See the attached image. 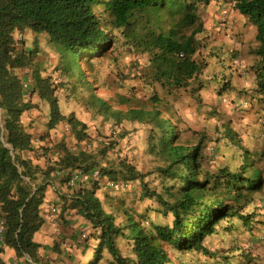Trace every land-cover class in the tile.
I'll return each instance as SVG.
<instances>
[{"label":"trees","instance_id":"trees-1","mask_svg":"<svg viewBox=\"0 0 264 264\" xmlns=\"http://www.w3.org/2000/svg\"><path fill=\"white\" fill-rule=\"evenodd\" d=\"M211 1L0 0V213L5 221L3 246L14 252L17 264H31L25 256L38 264L39 249H47L34 242L33 236L44 224L41 206L48 186L46 178L55 172L54 167L62 170L60 182L66 185L74 171L99 180H89L91 188H80L70 198H61L58 207L61 222H66V211L74 210L91 228L83 241L85 248L94 244L85 264H99L103 252L113 264H174L169 251L195 250L213 257L204 243L219 227L231 231L237 227L236 221L247 229L252 227L255 211L264 209V148L258 158L261 167H254L245 155L239 172L223 167L210 173L204 168L200 145L179 142V130L162 116L156 96L148 102L118 96L119 105L127 109L113 110L107 101L91 93L92 88L85 82L90 90L87 105L98 115L113 118L115 132L121 130L123 120L152 125L150 150L162 157L165 165L156 171L162 180V194L145 191V196L155 199L172 216L170 225H144L126 212L125 222L116 224L114 215L103 208L96 197L102 179L109 189L119 186L123 190L127 180L142 178L130 164L120 162L118 172H110L98 166L95 154L71 153L63 143L53 147L60 153L53 166L41 168L20 157L32 151L31 135L22 126L21 117L35 107L25 98L28 90L23 89L25 80L18 73L31 67L34 56L22 46L17 48L24 33L47 36L62 61L60 73L64 79L60 82L51 75L42 76L37 68L31 71L28 89L49 107L47 129L66 123L76 141L82 142L89 139L87 126L73 114L61 113L58 90L68 95L82 77L86 79L89 61L104 56L118 41L114 32L124 44L148 56L147 68L154 83L167 89L186 88L200 73L193 59L199 49L197 35L203 32L196 4L208 5ZM222 1L230 2L231 8L255 28L257 47L253 54L263 61L264 0ZM254 74L258 92L262 93L264 64ZM224 135L232 140L229 130L225 129ZM97 168L100 173L94 177ZM123 178L128 179L122 181ZM119 241L128 243L133 257H122ZM75 242L77 239H71L70 249L79 246ZM0 264H4L1 258Z\"/></svg>","mask_w":264,"mask_h":264},{"label":"rangeland","instance_id":"rangeland-1","mask_svg":"<svg viewBox=\"0 0 264 264\" xmlns=\"http://www.w3.org/2000/svg\"><path fill=\"white\" fill-rule=\"evenodd\" d=\"M215 2L217 0L208 5L196 4L198 17L202 25L206 24L208 28L204 16L216 6ZM223 19L227 20L221 17L218 25ZM227 29L229 28L216 34L226 36ZM206 32L209 30L203 27V32L197 35L199 49L193 57L200 73L189 86L180 89L162 88L154 83L147 68L148 56L141 55L131 45L124 44L119 34L114 32L113 37L118 41L114 42L104 56L89 61L86 79L82 77L76 89L68 95L61 89L57 92L61 113L64 116L73 114L86 124L89 135L86 141L77 142L69 126L63 122L48 130L49 107L28 89L25 98L35 107L22 115L21 124L31 135L32 151L21 153L20 157L41 168L53 166L54 160L60 155L53 147L63 143L71 153L86 151L95 154L98 166L110 172H118L120 162L130 164L142 178L134 179V187L131 180L123 178L122 181L127 180V185L131 186H126L123 190L119 186L109 189L101 183L97 194L103 202V208L114 215L116 224L125 222L126 212L134 221L143 222L144 225H170L172 216L165 213L155 199L145 196V191L162 194V180L158 178L156 171L165 165L163 158L150 150L152 125L123 120L120 122L121 130L115 132L113 118L102 117L87 105L90 94L85 85L87 82L92 88L91 93L107 101L113 110L127 109L119 105L118 96L129 99L135 97L141 102H148L151 97L156 96L161 103L162 116L177 126L179 142L189 146L200 145L205 157L204 168L210 173H216L223 167L239 172L245 155L254 167H261L258 158L264 148V92H258L254 73L264 64V60L257 63L253 51H247L240 55L241 62L228 66L232 63L230 61L238 59L237 56H232L230 61L225 56L218 57L217 53L220 51L217 52L214 45L211 47V41L214 40H210ZM21 41L17 48L22 46L34 55L31 67L18 72L21 78L31 80V71L37 68L42 76L51 75L55 82L64 79L60 73L61 58L47 36L26 32ZM214 49L216 51H212ZM225 129L233 134V141L224 135ZM103 151L105 153L101 156ZM54 168L55 172L49 178L62 177V170ZM41 179L39 177V181ZM46 213L49 220L57 222L55 229L58 231L49 243L41 245L47 249H39L38 264H79L80 261V264H85L94 245L85 248L83 244L90 232L78 225L73 229V234L59 220L58 215ZM255 215L250 229L236 221L235 229L228 231L219 227L214 235L208 237L204 245L213 257L195 250L183 253L169 251V257L174 264H231L230 261L233 264H264V209H257ZM68 217L66 215L64 219L67 220ZM82 235L85 237L82 238ZM71 239H77L78 242L75 243L79 246L70 249ZM52 247L56 250L53 251ZM118 247L122 257H133L127 242L119 241ZM4 248L0 244L1 252ZM240 255L243 257H239ZM102 256L99 264H113L106 252ZM24 259L34 264L29 257L25 256ZM7 264H17V260L14 257Z\"/></svg>","mask_w":264,"mask_h":264},{"label":"crops","instance_id":"crops-1","mask_svg":"<svg viewBox=\"0 0 264 264\" xmlns=\"http://www.w3.org/2000/svg\"><path fill=\"white\" fill-rule=\"evenodd\" d=\"M215 5L216 6L213 9H210L206 16H204L205 23L209 25V28L208 26H205L206 24H204L203 27H206L207 31L209 30V32L205 33L208 38L210 40H214L211 41V47H213L214 45L217 47L215 48L217 52L220 51V53H217L218 57L221 58L225 56L227 58L226 60L230 61V58L232 56H237L238 61H230L232 63L228 64V66H231L232 64L239 63V61L241 62V60L239 59L240 55L245 54L247 51H253L257 47V43L255 42V28L248 24L246 19H244L238 12L231 8L230 2L217 0V2H215ZM221 17L227 18L228 22L230 23V28L228 27L229 29L225 31V33H227L226 36L216 34V32L220 31V28L218 27V19H220ZM215 49L212 51H216ZM253 56L255 55L253 54ZM254 58L256 59L257 63L258 61H261L257 57ZM226 91L228 92V90ZM136 171L138 172L137 169ZM60 180L61 178H46L48 186L46 187L43 204L41 206V216L44 219V224L41 229L33 236V241L40 245H46L47 243H49L54 238L53 236H55V232L58 231L55 229V225H57V222L51 221L47 217L46 212H48V209L53 206L60 207L61 198H70V195L73 193V191H77L78 189L84 187L88 189L91 188V185H89V180H92L93 183L97 181L96 179H89L86 178V176L84 177L83 175H80L76 184L74 186H70L69 184L66 185L64 183H61ZM97 182H99V180ZM132 182L133 183H130L133 184L134 187L135 180H132ZM101 183H105L104 179H102V181L98 183L99 187ZM97 192L98 190L96 191V197L103 205V202L101 201ZM42 212H44L45 215H42ZM65 214H68L69 217L67 218L64 226H66L67 228L69 227L73 234L75 233V230L73 229H76L79 226H81L88 232L91 231L89 224L82 217L77 216L74 210H68ZM0 258L2 259L3 263L7 264V262H10L14 258V252L11 249L4 248L0 253Z\"/></svg>","mask_w":264,"mask_h":264},{"label":"built area","instance_id":"built-area-1","mask_svg":"<svg viewBox=\"0 0 264 264\" xmlns=\"http://www.w3.org/2000/svg\"><path fill=\"white\" fill-rule=\"evenodd\" d=\"M230 25V23L223 19L221 22H220V25H219V28L220 30H224L226 28H228ZM30 84H31V80L30 79H26L23 83H22V87L23 89L25 90H28V88L30 87ZM99 169L100 168H97L93 171V176L94 177H97L99 175ZM82 175L80 171H75V173L71 174V178H69L68 180V184L70 186H74L79 178V176ZM128 187H130L128 185ZM127 188V187H126ZM50 212H51V215H57L58 213V207L54 206V207H51L50 208ZM4 233H5V221H4V218L2 217L1 213H0V244H3V237H4ZM85 235H82V238H84Z\"/></svg>","mask_w":264,"mask_h":264}]
</instances>
